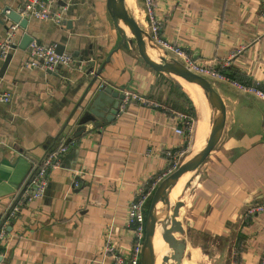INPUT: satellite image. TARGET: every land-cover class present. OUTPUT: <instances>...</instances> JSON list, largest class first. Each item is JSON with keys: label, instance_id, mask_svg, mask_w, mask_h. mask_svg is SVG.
<instances>
[{"label": "crops", "instance_id": "crops-1", "mask_svg": "<svg viewBox=\"0 0 264 264\" xmlns=\"http://www.w3.org/2000/svg\"><path fill=\"white\" fill-rule=\"evenodd\" d=\"M134 3L148 28L143 0ZM19 8V0H0V14ZM62 8L58 23L32 18L16 30L2 73L0 59V264H112L102 250L106 236L128 252L127 206L138 188L168 171L166 153H192L191 138L175 132L182 124L174 113L188 114L175 80L149 68L133 47L116 49L120 35L106 0H57L51 10ZM155 16L162 40L199 65H215L224 77L214 87L226 107L225 127L201 165L191 227L233 235L235 264H260L264 213L248 210L264 204V101L235 85L264 89V0H156ZM1 21L0 41L12 25ZM25 34L41 45L62 46L75 63L53 72L26 67L28 48H18ZM97 72L90 92L109 87L138 97L121 103L116 117L100 127L81 123L89 92L78 106ZM79 127L84 130L74 136ZM65 142L68 151L49 172L43 196L15 201L44 156Z\"/></svg>", "mask_w": 264, "mask_h": 264}, {"label": "water", "instance_id": "water-1", "mask_svg": "<svg viewBox=\"0 0 264 264\" xmlns=\"http://www.w3.org/2000/svg\"><path fill=\"white\" fill-rule=\"evenodd\" d=\"M106 7L120 35V42L116 49H119L121 46L129 49L135 45L139 57L149 68L158 73L176 76L183 80H188L194 85L198 86L204 93L211 96L213 100V111L210 117V130L206 142L199 151L191 155V157L185 162L181 163L175 171L170 172L165 177H163L153 191L145 220V234L141 249L140 264H154L151 241L154 226L161 225L168 217L170 209L167 190L177 179L183 175L189 172H195L205 162L207 157L219 143L225 127L226 107L222 97L209 80L190 71L174 58L168 57L163 50L155 45L149 34L138 25L135 19L127 11L124 0H106ZM6 11H8L7 14ZM0 16L2 21L4 18H6L12 24H18L20 29L27 28L28 20L22 19L16 11L4 10L1 12ZM120 24H123L130 31L132 34V39L126 37L122 31V28L120 27ZM33 41L34 40L32 37L25 34L22 37L18 48L25 50ZM145 41L150 42V46L156 52V61L149 56L147 47L145 46ZM37 43L40 44L39 42ZM56 52L59 55L62 54L63 47L60 45L57 46ZM10 59L11 54H9L3 60L1 73L6 69ZM99 73L100 72L96 73L95 78H93V81L89 84V87L86 90L83 98L78 103V106H80L84 101L88 100L84 104V109L86 111L85 115L81 119V123L93 122L95 127H100L101 123L111 122L118 114L119 106L124 100V95L122 93L120 94L117 91H113L109 87H99L90 92V89L93 86V83L96 81V77L99 75ZM88 92L90 94L88 95L87 100H84ZM65 127L66 125L63 127V129ZM83 130V127L77 128V133L74 136H78L77 134ZM29 181L30 178L26 184H24L23 189L28 185ZM23 189L16 195L15 201L18 200ZM158 204H160L162 207L160 214L155 213ZM182 205L183 203L181 201L175 202L173 207V218L171 220L170 226L161 233V236L167 247L172 249L170 256L164 255L162 257L164 262H168L169 258H171L174 261L173 264H182L186 242L185 240L177 239L174 236V232L184 233L182 222L175 219L178 216L179 209Z\"/></svg>", "mask_w": 264, "mask_h": 264}, {"label": "built area", "instance_id": "built-area-1", "mask_svg": "<svg viewBox=\"0 0 264 264\" xmlns=\"http://www.w3.org/2000/svg\"><path fill=\"white\" fill-rule=\"evenodd\" d=\"M56 1L57 0H19L20 8L17 13L22 19L26 20L33 18L41 21L52 20L58 23L61 20V14L65 8H62L59 13L52 12L51 9ZM143 4L148 22V28L146 31L157 47L163 50L168 57H171L170 55H172L174 57L171 58H174L175 60L178 58L179 60L177 61L183 64L190 71L205 77L209 81L224 80V77L217 72L215 65H199L181 49L162 40L160 38V23L155 16L156 0H143ZM7 13L8 11H6V14ZM4 20L8 21L6 18H4ZM18 28V24H12L7 30L5 37L0 41V59L4 60L15 48V32ZM74 63L75 59L73 56L65 53L59 55L56 52L55 46L41 45L36 41H33L28 46V59L25 66L31 69H41L53 72L58 66L67 67L73 65ZM235 86L242 91L264 101V89L259 88L258 83L248 86ZM9 97L10 95L8 93L3 94L2 101L5 103L8 102ZM131 97L134 99L138 98L129 92H125L122 103H125ZM174 116L182 124L181 127H176L175 132L179 135L185 136L186 133L190 132L192 129L191 116L187 113L181 112H175ZM69 144L70 143L65 142L44 156L39 167L31 174L30 181L24 188L21 196H26L27 199L40 198L43 196L48 185V174L60 166L61 157L68 151ZM166 155L169 158V164L168 171L163 175V177H165L169 172L175 171L181 164L182 160V153L170 152L166 153ZM162 178H159L157 182L152 183L148 188L140 186L138 188L137 197L134 198V200H131L127 206L126 226L131 230L133 235V242L128 252H121L112 243L110 236H106L102 250L105 255L112 258V264H140L141 249L145 234V217L143 214V207ZM78 185V179L74 178L72 186L77 187ZM30 186H33L31 192L29 190ZM16 209V207H13L11 213H13ZM254 213H264V204L255 205L248 210V214ZM4 233V229L1 228L0 241L4 238ZM259 263L264 264V254L260 258Z\"/></svg>", "mask_w": 264, "mask_h": 264}, {"label": "rangeland", "instance_id": "rangeland-1", "mask_svg": "<svg viewBox=\"0 0 264 264\" xmlns=\"http://www.w3.org/2000/svg\"><path fill=\"white\" fill-rule=\"evenodd\" d=\"M132 7L128 9L130 12V15L135 19V21L138 23V25L143 29L147 30V28L144 29V19H143V14L138 10L137 6L134 3V0H132ZM147 32V31H146ZM133 49L136 50L135 45L133 46ZM169 78L174 79L172 76H168ZM175 80V79H174ZM212 84L215 86L214 81H210ZM176 83V84H175ZM175 89L176 87H179L180 91H185L189 99L192 101V104L194 106V100L189 96V91L187 87H182L180 81L175 80ZM177 85V86H176ZM184 89V90H183ZM195 108V107H194ZM197 111L195 110V113ZM189 114V113H188ZM190 115V114H189ZM191 116V115H190ZM192 118V116H191ZM196 120L192 118V123H191V131L189 132L191 141L193 143V126L196 127L195 125ZM197 138V137H196ZM198 139V138H197ZM193 150V151H192ZM197 149H194L192 147L191 149V155L195 154ZM191 155L187 158L189 159ZM182 158L181 163L185 162L187 159ZM170 173V172H169ZM190 176L182 182V191L180 193V196L177 198L176 201H181L183 205L179 209V214L175 218L176 220L182 222V226L184 228V233L180 232H174V236L177 239H183L186 242V249L184 251V255L182 258V264H235L236 263V248H233V235L230 236H219L218 234L214 233H205L200 230H196L192 228V223H190V218L191 215H193L194 210L190 206L191 200H192V193L194 188L197 186L199 178L203 176L202 172V166H200L195 172L189 173ZM192 174V175H191ZM160 182V181H159ZM151 201V199H150ZM149 203H146L143 207V214L146 220L147 212L149 209ZM175 201V202H176ZM159 210L162 207L160 204H158ZM173 218V211L172 213L168 214L167 219L163 223L164 226L160 230V232L157 233L156 235V240L158 242V245L163 244L164 240L161 238V233L163 230H165V225L169 226L171 223V220ZM160 239V240H159ZM192 245H199L201 247V251L199 252L198 249L197 252L192 250ZM164 261H161V264H163ZM174 261L170 258V260L167 262V264H173Z\"/></svg>", "mask_w": 264, "mask_h": 264}, {"label": "bare ground", "instance_id": "bare-ground-1", "mask_svg": "<svg viewBox=\"0 0 264 264\" xmlns=\"http://www.w3.org/2000/svg\"><path fill=\"white\" fill-rule=\"evenodd\" d=\"M124 3H125V7H126L127 11L129 12L128 9H130L132 7V5H131L132 0H124ZM120 27L122 28V31L124 32L126 37H128L129 39H132V34L130 33V31L123 24H120ZM145 46L147 47V52H148L149 56L153 60L156 61L157 60L156 52L150 46V42L145 41ZM173 77L175 80H178L181 82L182 87H187V89L189 91V96H191V98L195 102L194 107H195V110L197 111L196 112V127L193 126V130H192L193 132L192 133H193V138L196 134V137L198 139L195 142H193V148L197 149L196 151H199L201 149V147L204 145V143L206 142L207 137H208V133L210 130V117H211V114L213 111V100H212L211 96L204 93L198 86L194 85L192 82H190L188 80H183V79L176 77V76H173ZM189 173H191V172H189ZM189 173H187V174L183 175L182 177H180L179 179H177L167 190L168 200H169V209H170L169 213L170 214L173 211L175 201L180 196V193L182 191L181 190L182 189L181 188L182 182L185 181L190 176ZM155 213H157V214L161 213V209L159 210L158 206L156 207ZM163 223L161 225L154 226V230H153L151 248H152V254H153V258H154V264H161L162 257L164 255L170 256V254L172 253V249L168 248L167 245L165 244V242L163 244L158 245L159 241L157 242V240H156L157 233L160 232V230L164 226ZM169 226L165 225V229L169 228ZM161 238H162V236H161ZM169 260H170V258H169ZM163 264H167V262H164Z\"/></svg>", "mask_w": 264, "mask_h": 264}, {"label": "trees", "instance_id": "trees-1", "mask_svg": "<svg viewBox=\"0 0 264 264\" xmlns=\"http://www.w3.org/2000/svg\"><path fill=\"white\" fill-rule=\"evenodd\" d=\"M160 34H161V32H160ZM230 78L231 79H233V80H239L237 77H235V74H230ZM241 81V80H240ZM243 84H245V82H242ZM171 84L174 86L175 84L174 83H172L171 82ZM177 86V85H176ZM175 87V86H174ZM178 89H180L179 87H176V90H177V92H179L183 97H184V99H185V103H186V105H187V109H186V111L192 116V118L194 119V120H196V113H195V108H194V106H193V104H192V101L188 98V96H186L184 93H182L180 90H178ZM195 124H196V122H195ZM196 126V125H195ZM186 137L188 138V137H190V134H189V132L188 133H186ZM153 194V193H152ZM151 197H152V195L150 196V198L147 200V202L146 203H149V201H150V199H151Z\"/></svg>", "mask_w": 264, "mask_h": 264}]
</instances>
